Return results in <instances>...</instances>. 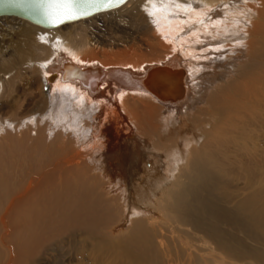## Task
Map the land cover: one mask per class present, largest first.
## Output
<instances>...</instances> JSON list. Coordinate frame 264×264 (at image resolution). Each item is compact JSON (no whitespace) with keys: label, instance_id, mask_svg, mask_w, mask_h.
Masks as SVG:
<instances>
[{"label":"bare ground","instance_id":"obj_1","mask_svg":"<svg viewBox=\"0 0 264 264\" xmlns=\"http://www.w3.org/2000/svg\"><path fill=\"white\" fill-rule=\"evenodd\" d=\"M3 18L45 103L13 114L0 94V264H264V0ZM69 62L112 76L83 87ZM153 66L171 100L113 71Z\"/></svg>","mask_w":264,"mask_h":264},{"label":"rangeland","instance_id":"obj_2","mask_svg":"<svg viewBox=\"0 0 264 264\" xmlns=\"http://www.w3.org/2000/svg\"><path fill=\"white\" fill-rule=\"evenodd\" d=\"M101 18L102 16H98L94 20ZM0 27V94L2 101L3 103H7V94L9 91H13L15 104L12 107H7V110L12 111L13 114H16V112H21V114L34 112V110L36 111L37 108H41L45 103L44 97L42 98L45 89L42 91V78L38 74V70L34 68L15 67L8 63L13 58L12 55H10L11 57L9 56L8 49H14L18 46L19 42L16 34H18L17 30L19 29L20 31L23 26L20 23H12L3 18L0 19ZM7 71L8 73L6 74Z\"/></svg>","mask_w":264,"mask_h":264},{"label":"water","instance_id":"obj_3","mask_svg":"<svg viewBox=\"0 0 264 264\" xmlns=\"http://www.w3.org/2000/svg\"><path fill=\"white\" fill-rule=\"evenodd\" d=\"M121 3L118 2V0H111V6L109 8H112L113 6L119 5ZM107 8V9H109ZM104 8H101L100 10H103ZM99 10V11H100ZM98 11H92L90 15L96 13ZM2 15H14V16H20L23 17V19L28 20L29 22L36 24L38 26L44 27V28H55L61 25H64L69 22H73L79 19H82V17L75 19V20H66L63 23L59 25H51L42 20L41 17L33 15L32 13L29 12L28 8L26 6L24 7H8L6 5L0 6V16ZM89 16V15H87ZM86 17V16H83ZM159 67H164L165 66H153L151 67L152 69L146 72L145 74H142L140 76H134L133 74L130 73L129 70L125 69H115L113 71H116L118 75L124 76V77H129V81L132 85L139 86L141 88H144L145 90H148L160 98L168 99L169 96H173V94H166L163 93V91L159 88L157 85L153 83V70H159ZM61 71V78L65 80H71L73 82H77L83 87H89L88 85L91 84L90 86H93L97 83V78L102 77L101 80L109 79L110 76H112V71L110 69L102 68L99 66H94V67H83L79 66L77 64H74L72 62L65 63L63 67L60 69ZM57 74V72H55ZM55 73H53V77H55ZM100 80V81H101ZM180 92H183V86L180 82ZM175 93V92H174ZM165 94V95H164ZM171 100V98H169ZM168 99V100H169Z\"/></svg>","mask_w":264,"mask_h":264},{"label":"snow or ice","instance_id":"obj_4","mask_svg":"<svg viewBox=\"0 0 264 264\" xmlns=\"http://www.w3.org/2000/svg\"><path fill=\"white\" fill-rule=\"evenodd\" d=\"M118 2L124 3L125 0ZM4 5L26 6L30 13L41 17L44 22L59 25L66 20L90 15L92 11L107 9L111 6V0H0V6Z\"/></svg>","mask_w":264,"mask_h":264}]
</instances>
